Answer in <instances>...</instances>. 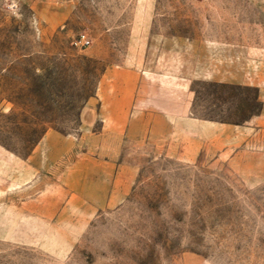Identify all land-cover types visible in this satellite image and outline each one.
Instances as JSON below:
<instances>
[{"label":"rangeland","instance_id":"obj_1","mask_svg":"<svg viewBox=\"0 0 264 264\" xmlns=\"http://www.w3.org/2000/svg\"><path fill=\"white\" fill-rule=\"evenodd\" d=\"M119 69L141 107L247 126L264 0H0V264H264V123L238 156L109 128Z\"/></svg>","mask_w":264,"mask_h":264},{"label":"crops","instance_id":"obj_2","mask_svg":"<svg viewBox=\"0 0 264 264\" xmlns=\"http://www.w3.org/2000/svg\"><path fill=\"white\" fill-rule=\"evenodd\" d=\"M111 76L112 94L102 95L104 104L101 110L104 123L109 128H121L127 124L131 134L137 130L139 134L151 130L162 138L175 137L182 154L208 153L214 151V148L224 153L227 147V152L234 147L233 153L237 156L241 152L242 155L246 153L250 134L262 130L260 127L263 126L264 115L250 119L247 126L243 127L196 118L190 111L173 114L165 108L150 110L141 107L138 104L141 95V74L136 70L119 69ZM190 108L189 105L188 109ZM244 144L246 148L237 152V149L239 147L241 149Z\"/></svg>","mask_w":264,"mask_h":264},{"label":"built area","instance_id":"obj_3","mask_svg":"<svg viewBox=\"0 0 264 264\" xmlns=\"http://www.w3.org/2000/svg\"><path fill=\"white\" fill-rule=\"evenodd\" d=\"M83 42L87 43L88 41L86 40L85 36H83V39H82Z\"/></svg>","mask_w":264,"mask_h":264}]
</instances>
